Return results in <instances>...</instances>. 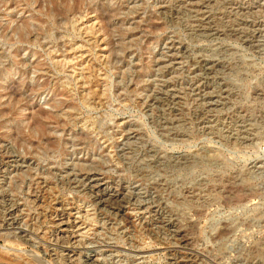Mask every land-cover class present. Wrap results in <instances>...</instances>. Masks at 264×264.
Masks as SVG:
<instances>
[{"label":"rangeland","instance_id":"374dc122","mask_svg":"<svg viewBox=\"0 0 264 264\" xmlns=\"http://www.w3.org/2000/svg\"><path fill=\"white\" fill-rule=\"evenodd\" d=\"M0 264H264V0H0Z\"/></svg>","mask_w":264,"mask_h":264},{"label":"bare ground","instance_id":"6f19581e","mask_svg":"<svg viewBox=\"0 0 264 264\" xmlns=\"http://www.w3.org/2000/svg\"><path fill=\"white\" fill-rule=\"evenodd\" d=\"M9 93V92H8ZM13 93V92H12ZM11 95V94H10ZM35 123V122H34ZM33 124V123H32ZM35 127V126H34ZM30 129V128H29Z\"/></svg>","mask_w":264,"mask_h":264}]
</instances>
